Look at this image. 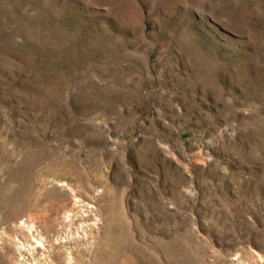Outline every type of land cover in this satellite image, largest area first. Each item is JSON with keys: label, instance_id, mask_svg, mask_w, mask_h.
Returning a JSON list of instances; mask_svg holds the SVG:
<instances>
[{"label": "rangeland", "instance_id": "374dc122", "mask_svg": "<svg viewBox=\"0 0 264 264\" xmlns=\"http://www.w3.org/2000/svg\"><path fill=\"white\" fill-rule=\"evenodd\" d=\"M0 264H264V0H0Z\"/></svg>", "mask_w": 264, "mask_h": 264}, {"label": "bare ground", "instance_id": "6f19581e", "mask_svg": "<svg viewBox=\"0 0 264 264\" xmlns=\"http://www.w3.org/2000/svg\"><path fill=\"white\" fill-rule=\"evenodd\" d=\"M36 241V240H35ZM40 246H42V243L39 241H36V247H40ZM32 249H35V248H32Z\"/></svg>", "mask_w": 264, "mask_h": 264}]
</instances>
